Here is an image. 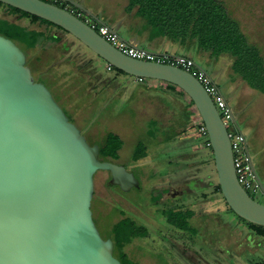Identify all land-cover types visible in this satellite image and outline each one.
Returning a JSON list of instances; mask_svg holds the SVG:
<instances>
[{
    "label": "rangeland",
    "instance_id": "374dc122",
    "mask_svg": "<svg viewBox=\"0 0 264 264\" xmlns=\"http://www.w3.org/2000/svg\"><path fill=\"white\" fill-rule=\"evenodd\" d=\"M223 1L230 14L239 21L248 39L261 48L264 56V0ZM63 2L59 0L58 3L62 5ZM94 2L99 7L96 8L98 16L114 29H117L114 24L105 19L125 20L134 24L139 22L132 13L125 12L126 0ZM0 17H3L2 8ZM19 23L38 28V25H31L27 19H21ZM40 29L47 31V34L58 35L61 41L58 44L44 42L33 50L19 47L26 55V65L34 80L49 89L69 121L79 128L89 144H101L108 132L118 136L123 143L118 162L135 172L140 183L138 188L120 192L107 182L110 177L108 172L99 170L94 174L91 211L100 236L104 240L110 239L111 227L123 215L148 228L150 225H146V222L154 227L158 225V228L149 230L146 238L132 241L125 251L137 264L173 263V257L164 253L165 246L157 244L158 240H165L167 227L175 230L162 219L166 212L162 210V202H158L161 197L159 189L170 187L171 184L166 181H172L176 173L178 179L193 175L194 198L191 201L194 202L190 210L194 218L189 220L192 230H177L182 246L194 253V264H258L264 261V234L234 214L217 190L212 149L204 145L208 137L205 139L195 135L189 127L181 134L182 138L189 136V139L177 143L171 141L175 135V125H182L186 120L196 121L199 117L189 97L178 87L161 81L150 88L151 91L138 93L141 85L135 77L115 71L107 72L106 62L70 34L46 25ZM122 35L144 49L155 50L148 42L134 41ZM184 46L188 50L180 51L174 47L167 51L192 58L202 65L220 88L237 127L246 136L253 167L264 186V94L249 88L232 73L228 55L218 57L212 67L210 63H202L197 56L200 54L202 58H211L208 53L198 50L192 42ZM81 66L84 67L80 71ZM167 90L171 93L165 92ZM180 95L182 97L179 98ZM152 100L157 103L148 105ZM164 115L166 117L163 118ZM228 132L231 133L232 128H228ZM139 142L148 148L147 156L135 164L131 161V155ZM186 144V150L179 148ZM189 155L192 157L189 158ZM174 166L177 172H174ZM197 181L199 184H196ZM250 196L264 204V194L260 190L250 193ZM183 197L185 201L188 196ZM137 244L141 245L140 252L134 249ZM189 255L184 253V264Z\"/></svg>",
    "mask_w": 264,
    "mask_h": 264
},
{
    "label": "water",
    "instance_id": "95a60500",
    "mask_svg": "<svg viewBox=\"0 0 264 264\" xmlns=\"http://www.w3.org/2000/svg\"><path fill=\"white\" fill-rule=\"evenodd\" d=\"M62 1L104 24L80 3ZM0 2L60 27L128 76L181 89L206 128L226 204L238 217L264 227V204L239 184L225 125L195 77L174 66L124 55L81 19L52 3ZM26 59L12 40L0 35V264H121L113 255L112 240L100 236L93 220V176L108 171L109 184L124 192L138 188L139 182L122 165L99 160V146L87 142L49 89L34 80ZM252 170L264 194L253 164Z\"/></svg>",
    "mask_w": 264,
    "mask_h": 264
},
{
    "label": "trees",
    "instance_id": "16d2710c",
    "mask_svg": "<svg viewBox=\"0 0 264 264\" xmlns=\"http://www.w3.org/2000/svg\"><path fill=\"white\" fill-rule=\"evenodd\" d=\"M43 1L47 2V0ZM58 2L59 0L50 1L69 12L77 9L67 2H63L62 5ZM126 2L125 12L132 13V16L139 20L136 26L139 34L146 33L150 41L165 38L181 45L192 42L198 50L208 53L211 58L228 55L231 58L232 73L249 88L264 94L262 50L248 39L239 21L230 14L223 0H126ZM0 8L3 11V17H0V35L12 40L18 47L33 50L44 42L60 43L61 37L47 34V31L40 29L42 25L62 30L60 27L1 2ZM12 17L15 19L12 20ZM21 19H27L31 25H38V28L20 24ZM83 67H80V71ZM112 71L126 75L114 67ZM190 103H192L191 100ZM122 145L118 136L111 132L106 133L102 143L98 144L99 160H118ZM147 150L148 148L142 143H137L133 149L131 161L137 163L146 158ZM217 190L220 192L219 185ZM188 215L185 211L169 213L166 215V221L179 230L190 231L192 227L189 224ZM249 224L259 233L264 234V227ZM110 231L114 257L121 264H137L126 255L124 249L133 239L146 237L145 228L125 217L114 223ZM258 264H264V261Z\"/></svg>",
    "mask_w": 264,
    "mask_h": 264
},
{
    "label": "built area",
    "instance_id": "2783aa9c",
    "mask_svg": "<svg viewBox=\"0 0 264 264\" xmlns=\"http://www.w3.org/2000/svg\"><path fill=\"white\" fill-rule=\"evenodd\" d=\"M50 1L55 0H47ZM74 16L85 22L90 28H92L99 36L105 39L109 44H111L115 49L123 53L124 55L131 57L133 59L156 62L160 64H166L180 68L193 77H195L200 84L204 87L206 92L210 95L212 101L215 104L216 109L219 112L221 120L223 121L225 128L230 139L233 162L236 170V176L239 184L243 189L249 194H254L259 192V186L256 182L254 172L252 170V160L247 147L246 136L237 127L236 122L232 121V112L229 110V106L218 88L217 84L213 81L211 76H209L205 71H203L192 59L184 56L170 55L166 53H155L150 50L140 48L125 39H123L115 30L110 28L106 24H102L99 21L87 15L80 9H73L70 11ZM112 66L105 65V70L107 72L112 71ZM136 81L139 83L145 82V78L135 77ZM228 128H232V132H228ZM190 130H194L195 135L200 137H208L206 128L201 121L200 117L196 118V121H192L190 125ZM194 135V134H193ZM205 138V139H206ZM205 146L209 147V140L206 139ZM252 198V196H250Z\"/></svg>",
    "mask_w": 264,
    "mask_h": 264
},
{
    "label": "flooded vegetation",
    "instance_id": "af4514ba",
    "mask_svg": "<svg viewBox=\"0 0 264 264\" xmlns=\"http://www.w3.org/2000/svg\"><path fill=\"white\" fill-rule=\"evenodd\" d=\"M90 145H94V144H90ZM96 145H98V144H96ZM188 157L190 158V157H192V155L191 156L189 155ZM108 161L112 162V163H116L118 165H122L120 162H118V160H116V161L108 160ZM135 164H137V163H135ZM176 166H174L175 167L174 168L175 169L174 172L178 171ZM188 166H190V165H188ZM137 169L140 172L139 166H137ZM125 170L127 172L132 173L133 176L136 178L135 172H132V171L126 169V168H125ZM106 172H108V171H106ZM176 174H175V177L171 178L172 181H169V179L166 181L167 183L171 184L170 187H164V188L159 189L160 192H161V197L158 200V202H162V204L164 205L162 210L166 212V214L162 217V219H164L165 223H167L170 227L171 226L174 227V226L166 221V215L169 214V213H179V212L185 211V212H187V214H189L188 215L189 216V220L191 218H194V213H192L193 211L190 210L191 209L190 207L193 206L192 203L194 202V201H191V199L194 198L193 197L194 196V192H193L194 189H192V188H194L193 186H194V182H195L194 176L193 175H189L188 177L186 176L184 178H179L178 179V175H176ZM109 176H110V173H109ZM140 176H141V172H140ZM109 180H110V177L107 180L108 183H109ZM138 182H139V180H138ZM197 183L199 184L198 181L196 182V184ZM113 186L115 188H117L120 192H124L117 185H113ZM133 188H135V187H131L128 191H130ZM128 191H126V192H128ZM183 196H188V197H185L186 198L185 201L183 200V198H184ZM122 218H125V216L123 215ZM127 218H129V217H127ZM146 225H150V227L148 228L147 226H143V225H140V226L145 228V230L147 232V236H148V232H149V230L151 228H158V225L156 227H154L152 224H150L148 222H146ZM174 229L175 230H171V229H169L167 227V229H166L167 232L164 233L165 240H162V241L158 240L157 244L165 246L166 250H165L164 253L168 257H173L174 261H173V263L171 262V264H184L183 263V258H184L183 255H184V253H189L190 254L189 257H186V258H188V261H185V264H194V261L192 259V254H194V253H192L191 249H187V248L183 247L184 245L182 244V240L179 237V233L180 232L178 233L179 230H177L176 227H174ZM146 237H144V238H146ZM135 239H133L132 241H134ZM134 249H137L136 251L140 252L142 248H141L140 244H137L136 246H134ZM124 251H125V249H124ZM125 253H126V251H125ZM126 255L132 261H134L133 257H130V255L128 253H126Z\"/></svg>",
    "mask_w": 264,
    "mask_h": 264
},
{
    "label": "crops",
    "instance_id": "0c3cea01",
    "mask_svg": "<svg viewBox=\"0 0 264 264\" xmlns=\"http://www.w3.org/2000/svg\"><path fill=\"white\" fill-rule=\"evenodd\" d=\"M73 1H76L78 3H80L81 5H83L86 9H88L92 14H94L101 22H103L104 24L108 25L110 28H112L113 30H115L123 39H125L126 41L140 47L138 44L132 42V41H129L127 38L123 37L122 34H125L127 35L129 38L133 39L134 41H139V42H148V44H151L152 46L155 47V50L154 52L155 53H166V54H170V55H176V56H184V55H181V54H171L169 51H167L168 49H172L174 47H176L178 50L180 51H185V50H188L187 47H185L184 45H181L179 43H175V42H171L170 40L168 39H165V38H157V39H154V40H148L147 38V34L146 33H142V34H139L136 30V26L138 23H130V22H126L125 20H117V21H113L111 20L110 18H107L105 20H109V22H111L110 24H114V26L117 28V29H114V27H112L111 25H109L106 21H104L103 19H101L99 16H98V9L96 8H99L98 6L95 5V2L94 0H73ZM103 18L104 15H103ZM26 26V25H24ZM121 32V33H119ZM140 48H143V47H140ZM144 49V48H143ZM146 50H150V49H146ZM208 57L209 54H207ZM197 56L201 59L202 63H210L212 65V67H214V64L216 61H217V58H202L200 57V54H197ZM184 57H187V56H184ZM190 58V57H188ZM192 59V58H190ZM209 59H210V62H209ZM215 59V60H214ZM193 60V59H192ZM194 61V60H193ZM195 62V61H194ZM196 63V62H195ZM199 67H201L203 70H205L202 65L200 66L198 63H196ZM206 71V70H205ZM159 81L158 80H148L146 82H143V83H140L141 87L139 88V92L138 93H142L144 94L145 92H148V91H151L150 88L152 87H155L157 85ZM162 82V81H161ZM220 89V88H219ZM226 92H228L227 88H225ZM153 91V90H152ZM221 91V90H220ZM167 93H171L169 90L165 91ZM222 93V91H221ZM223 94V93H222ZM177 95V94H176ZM159 97V95H157ZM179 98L182 97L181 95L178 96ZM155 100V99H154ZM157 102L156 101H151L148 103V105H155ZM187 106V104H186ZM188 107V106H187ZM181 108V106H180ZM182 109V108H181ZM172 113L175 115V111L173 110ZM166 117V115L163 116V118ZM193 120H186L184 122V124L182 125H175V135H174V138L171 140L172 143H177V142H181V141H184V139H189V136L185 137V138H182L181 135L182 132L189 128L190 125H191V122ZM186 142V141H185ZM180 149L182 148H188L187 144L186 145H183L179 147ZM195 149V147H194ZM186 150V149H185ZM186 153L182 154V155H185Z\"/></svg>",
    "mask_w": 264,
    "mask_h": 264
}]
</instances>
